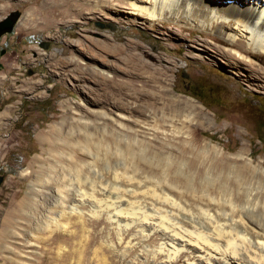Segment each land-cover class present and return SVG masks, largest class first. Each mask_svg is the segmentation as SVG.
Instances as JSON below:
<instances>
[{
	"label": "rangeland",
	"instance_id": "obj_1",
	"mask_svg": "<svg viewBox=\"0 0 264 264\" xmlns=\"http://www.w3.org/2000/svg\"><path fill=\"white\" fill-rule=\"evenodd\" d=\"M86 1L74 14L0 0V20L15 14L0 56V264H169L163 230L219 229L223 244L240 215L264 230V53L230 64L237 47L215 32ZM101 35L138 40L163 71H103L82 49Z\"/></svg>",
	"mask_w": 264,
	"mask_h": 264
},
{
	"label": "bare ground",
	"instance_id": "obj_2",
	"mask_svg": "<svg viewBox=\"0 0 264 264\" xmlns=\"http://www.w3.org/2000/svg\"><path fill=\"white\" fill-rule=\"evenodd\" d=\"M51 1L57 3L60 0ZM44 2L43 4H45ZM61 2L72 13H81V10L77 9L78 0H61ZM57 6V4H49L47 7L54 8ZM82 6L98 11L108 8L120 11L121 7L122 9L128 8L134 22L144 21L152 25L154 20L164 19L180 27L193 28L206 33L215 32L237 47L238 55L236 52H229L230 50L229 53H226L229 57H225V61L230 64L233 61L246 62L241 54L248 52L247 50L264 53V0H87ZM34 20V17L29 15L25 22L29 24ZM82 49L92 55L98 62L96 63L104 68L102 70L105 72L149 73L153 78H156L154 74L162 70L159 65L165 60L159 54H156L153 59L159 65L146 59L145 57L149 56L147 48L132 37L126 38L125 41H116L107 35L100 38H90L89 44L84 45ZM106 56H113L114 59L107 61ZM238 223L242 225V228L232 231L223 244L221 238L224 233L219 229L217 232L206 233L196 226L192 231L180 226L177 231L170 234L161 230L162 235H166L165 237L168 238H166L168 243L162 241L159 245L161 249L175 251L174 256L168 254L170 257L169 264L176 260L178 254L184 250H189L192 255L196 256L197 259L199 258V260L194 259L191 264H208L214 257L218 258L219 264H264V230L261 225L254 226L241 215ZM145 228L148 227L145 226ZM148 230H155V226L150 225ZM247 235H253L257 240L253 242L246 237Z\"/></svg>",
	"mask_w": 264,
	"mask_h": 264
},
{
	"label": "water",
	"instance_id": "obj_3",
	"mask_svg": "<svg viewBox=\"0 0 264 264\" xmlns=\"http://www.w3.org/2000/svg\"><path fill=\"white\" fill-rule=\"evenodd\" d=\"M15 14L11 13L10 15L4 17L0 20V35L4 32H10L12 30L14 21H15ZM47 42L42 43V47L46 48ZM3 177L0 175V182L2 181Z\"/></svg>",
	"mask_w": 264,
	"mask_h": 264
},
{
	"label": "flooded vegetation",
	"instance_id": "obj_4",
	"mask_svg": "<svg viewBox=\"0 0 264 264\" xmlns=\"http://www.w3.org/2000/svg\"><path fill=\"white\" fill-rule=\"evenodd\" d=\"M6 33L7 32H4V33H2L1 35H0V41H2L1 42V44H0V56H2V54H4L5 52H6V43L4 42L5 41V36L4 35H6ZM2 36H4V38H3V40H1V37ZM0 67H1V65H0ZM197 93V91H193V94L195 95Z\"/></svg>",
	"mask_w": 264,
	"mask_h": 264
}]
</instances>
